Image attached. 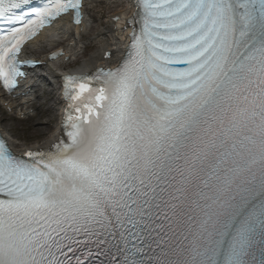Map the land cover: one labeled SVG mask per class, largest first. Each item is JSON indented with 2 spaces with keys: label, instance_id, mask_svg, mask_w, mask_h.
Returning <instances> with one entry per match:
<instances>
[{
  "label": "snow or ice",
  "instance_id": "snow-or-ice-1",
  "mask_svg": "<svg viewBox=\"0 0 264 264\" xmlns=\"http://www.w3.org/2000/svg\"><path fill=\"white\" fill-rule=\"evenodd\" d=\"M136 7L115 70L64 78L66 141L18 156L0 139V264H264V0ZM81 9L0 0V86Z\"/></svg>",
  "mask_w": 264,
  "mask_h": 264
},
{
  "label": "bare ground",
  "instance_id": "bare-ground-1",
  "mask_svg": "<svg viewBox=\"0 0 264 264\" xmlns=\"http://www.w3.org/2000/svg\"><path fill=\"white\" fill-rule=\"evenodd\" d=\"M121 7H123V9H121ZM99 11L102 15L100 14V16H96L95 13ZM129 15L130 11L128 5L123 0H87L85 12L86 17L81 26L82 31H80V28L76 29L73 37L68 39L72 33L70 32L68 23L64 21L59 25L61 37H56L53 33L45 34L34 42L26 52L28 55L36 56L38 51L47 52L48 49H52L54 46H61L65 52V56L69 57L68 61L70 63L74 61L75 67L70 69L71 71L81 73L94 69L95 67L113 61V59L117 57L121 34L118 33V26L112 22V18L119 17L121 19L128 17ZM102 24L105 25V28H101ZM75 38H79V41H75ZM84 40L86 42H83ZM87 44L93 45V48L88 50L86 48ZM83 48H86V53H84L83 56H78ZM106 52L111 54L110 60L103 59ZM57 64H46L34 74L37 79H41L45 85L50 87L43 91L45 97H53L51 83L57 81L58 73L60 71V66H56ZM43 76L48 79H45ZM34 83L35 79L30 82L32 85ZM43 111L50 112V108H45ZM44 124L49 126L47 121L44 122ZM56 130L57 127L54 128V132L50 136L34 146H48V144L54 140ZM6 136L10 140L11 145L14 146L13 140H11L8 135Z\"/></svg>",
  "mask_w": 264,
  "mask_h": 264
},
{
  "label": "rangeland",
  "instance_id": "rangeland-1",
  "mask_svg": "<svg viewBox=\"0 0 264 264\" xmlns=\"http://www.w3.org/2000/svg\"><path fill=\"white\" fill-rule=\"evenodd\" d=\"M99 13H97V15H99ZM102 26L104 27V25ZM73 67H75L74 63L67 68ZM54 95L52 98L45 96L40 97L37 103L40 109L38 113L28 121L20 122L13 118L0 115L1 127L6 134L10 136V139L13 140L16 148L39 144L54 132L58 120L56 95ZM45 108H50V112L43 111ZM46 121L49 123V126L44 124Z\"/></svg>",
  "mask_w": 264,
  "mask_h": 264
}]
</instances>
